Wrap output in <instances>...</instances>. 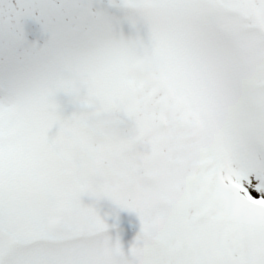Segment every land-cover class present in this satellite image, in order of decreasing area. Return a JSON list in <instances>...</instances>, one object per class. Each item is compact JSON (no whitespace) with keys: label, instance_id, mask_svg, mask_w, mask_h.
I'll return each instance as SVG.
<instances>
[{"label":"snow or ice","instance_id":"snow-or-ice-1","mask_svg":"<svg viewBox=\"0 0 264 264\" xmlns=\"http://www.w3.org/2000/svg\"><path fill=\"white\" fill-rule=\"evenodd\" d=\"M0 264H264V0H0Z\"/></svg>","mask_w":264,"mask_h":264}]
</instances>
